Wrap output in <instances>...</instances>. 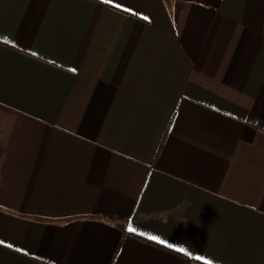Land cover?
I'll return each instance as SVG.
<instances>
[{
	"label": "crops",
	"instance_id": "1",
	"mask_svg": "<svg viewBox=\"0 0 264 264\" xmlns=\"http://www.w3.org/2000/svg\"><path fill=\"white\" fill-rule=\"evenodd\" d=\"M0 264H264V0H0Z\"/></svg>",
	"mask_w": 264,
	"mask_h": 264
},
{
	"label": "snow or ice",
	"instance_id": "2",
	"mask_svg": "<svg viewBox=\"0 0 264 264\" xmlns=\"http://www.w3.org/2000/svg\"><path fill=\"white\" fill-rule=\"evenodd\" d=\"M130 232H133V231H135V229L133 228V227H131V225L129 226V229H128ZM150 239H152V240H157L158 238L157 237H155V236H152V237H150ZM161 243H163V241H161ZM179 251H184V249H179Z\"/></svg>",
	"mask_w": 264,
	"mask_h": 264
}]
</instances>
